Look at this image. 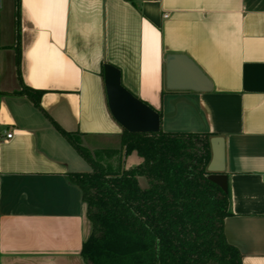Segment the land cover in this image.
<instances>
[{
    "label": "crops",
    "instance_id": "crops-1",
    "mask_svg": "<svg viewBox=\"0 0 264 264\" xmlns=\"http://www.w3.org/2000/svg\"><path fill=\"white\" fill-rule=\"evenodd\" d=\"M172 54L211 90H167ZM106 63L162 131L224 139V235L241 264H264V0H20L19 29L13 0H0V264H84L91 224L68 175L91 167L64 133L89 151L119 148ZM23 85L42 91L39 107Z\"/></svg>",
    "mask_w": 264,
    "mask_h": 264
},
{
    "label": "trees",
    "instance_id": "trees-1",
    "mask_svg": "<svg viewBox=\"0 0 264 264\" xmlns=\"http://www.w3.org/2000/svg\"><path fill=\"white\" fill-rule=\"evenodd\" d=\"M13 3L19 29L20 0ZM17 94L39 107L42 91L23 85ZM64 136L91 167L68 175L91 224L80 252L84 264H241L223 231L228 192L207 178L215 135L122 129L118 149L94 151L78 134ZM131 153L141 161L126 168Z\"/></svg>",
    "mask_w": 264,
    "mask_h": 264
},
{
    "label": "water",
    "instance_id": "water-1",
    "mask_svg": "<svg viewBox=\"0 0 264 264\" xmlns=\"http://www.w3.org/2000/svg\"><path fill=\"white\" fill-rule=\"evenodd\" d=\"M103 80L109 112L113 119L129 132H157L160 117L156 110L130 93L120 81L119 70L104 64ZM165 88L169 91L207 92L211 82L200 68L187 56L172 54L165 59ZM211 159L207 166V178L228 192L224 173V139L219 136L209 140Z\"/></svg>",
    "mask_w": 264,
    "mask_h": 264
},
{
    "label": "rangeland",
    "instance_id": "rangeland-1",
    "mask_svg": "<svg viewBox=\"0 0 264 264\" xmlns=\"http://www.w3.org/2000/svg\"><path fill=\"white\" fill-rule=\"evenodd\" d=\"M124 160V159H123ZM127 166V163H125ZM127 168V167H126ZM139 183L141 187H145L146 184V180L144 178H139Z\"/></svg>",
    "mask_w": 264,
    "mask_h": 264
},
{
    "label": "built area",
    "instance_id": "built-area-1",
    "mask_svg": "<svg viewBox=\"0 0 264 264\" xmlns=\"http://www.w3.org/2000/svg\"><path fill=\"white\" fill-rule=\"evenodd\" d=\"M164 17H167V15H164ZM11 134H6V138H10Z\"/></svg>",
    "mask_w": 264,
    "mask_h": 264
}]
</instances>
